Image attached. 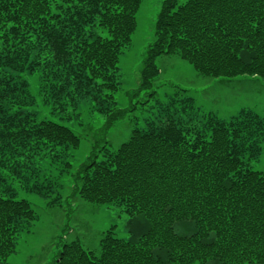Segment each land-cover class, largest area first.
I'll return each mask as SVG.
<instances>
[{
    "label": "trees",
    "instance_id": "trees-1",
    "mask_svg": "<svg viewBox=\"0 0 264 264\" xmlns=\"http://www.w3.org/2000/svg\"><path fill=\"white\" fill-rule=\"evenodd\" d=\"M141 4L0 0V264L37 219L33 204L18 198L2 172L58 206L62 198L52 197L54 185L41 164L59 146L81 143L69 126L40 117L24 75L37 77L42 103L52 111L75 112L89 99L106 116L105 127L114 126L129 111L115 96L117 71ZM165 54L205 76L264 80V0H165L138 91L153 87L161 73L156 59ZM191 105V97L161 105L165 119L134 128L116 151L91 157L75 175L80 198L124 206L132 217L145 216L148 229L131 221L125 239L113 226L103 232L99 251L65 242L54 264H264V172L252 165L263 152L264 118L250 108L229 119L173 117ZM185 219L195 222L192 234L175 230Z\"/></svg>",
    "mask_w": 264,
    "mask_h": 264
},
{
    "label": "rangeland",
    "instance_id": "rangeland-1",
    "mask_svg": "<svg viewBox=\"0 0 264 264\" xmlns=\"http://www.w3.org/2000/svg\"><path fill=\"white\" fill-rule=\"evenodd\" d=\"M165 0H142L137 15V29L131 42L123 48L117 77L120 87L115 96L119 107L129 110L127 115L110 128H106V116L94 110L89 99L82 100L76 111L71 108L64 113L54 112L42 103L39 81L36 76L25 74L31 90L39 100L36 107L41 118L50 119L72 128L81 138L80 146L64 150L58 147L53 156L41 164L48 181L54 185L52 197L60 196L61 204L49 206V198L30 192L18 178L3 171L13 186L18 198H26L37 213V219L28 230L17 237L16 251L7 264H54L63 243L79 240L88 250L99 251L103 232L115 226L120 238H130V222L148 229L150 223L143 215L132 217L116 204H98L79 197L75 190V175L80 166L96 155L101 160L107 151L114 152L129 139L134 128H146L149 122L165 119L160 112L171 99L191 97L193 105L186 111L173 113L175 119L195 121L205 119L209 113L229 119L242 108H250L264 118V80L242 75L235 78L210 77L199 73L193 65L176 54L161 55L156 64L161 70L152 88L138 91L142 69L149 45L155 40V24ZM185 3L188 0H178ZM104 36L107 30L99 28ZM152 89L157 93L151 95ZM133 104L136 108L130 111ZM191 118V117H190ZM70 162L72 166H67ZM253 168L264 172V143L260 158L252 163ZM175 230L182 235L196 230L195 222L185 219L176 222Z\"/></svg>",
    "mask_w": 264,
    "mask_h": 264
}]
</instances>
